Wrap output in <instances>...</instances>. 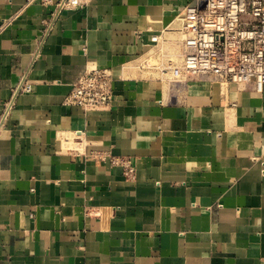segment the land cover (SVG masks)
Instances as JSON below:
<instances>
[{
	"label": "crops",
	"instance_id": "obj_1",
	"mask_svg": "<svg viewBox=\"0 0 264 264\" xmlns=\"http://www.w3.org/2000/svg\"><path fill=\"white\" fill-rule=\"evenodd\" d=\"M59 1L0 0V264H264V86L139 67L192 0ZM93 66L112 107L65 105Z\"/></svg>",
	"mask_w": 264,
	"mask_h": 264
},
{
	"label": "built area",
	"instance_id": "obj_2",
	"mask_svg": "<svg viewBox=\"0 0 264 264\" xmlns=\"http://www.w3.org/2000/svg\"><path fill=\"white\" fill-rule=\"evenodd\" d=\"M90 1L60 0L53 18ZM141 31L139 28L136 34L139 38ZM166 31L181 36L180 53L175 64L162 62L155 67L162 72L169 71L173 80L209 79L220 86L251 85L257 91L262 90L264 0H192ZM162 41V36L153 34L148 48L151 50ZM114 80L109 68H86L73 82L63 103L91 112L109 110L114 102ZM29 91L30 86L22 80L5 106V116L14 100ZM118 162L119 159H112V163ZM121 167L127 179L135 177V169L129 161H124Z\"/></svg>",
	"mask_w": 264,
	"mask_h": 264
},
{
	"label": "rangeland",
	"instance_id": "obj_3",
	"mask_svg": "<svg viewBox=\"0 0 264 264\" xmlns=\"http://www.w3.org/2000/svg\"><path fill=\"white\" fill-rule=\"evenodd\" d=\"M174 42H176V41H172L171 43H170V45H169V49H171V50H174V49H172V43H174ZM180 53V52H179ZM175 54H172L171 52L170 53H167L165 56H170V57H173ZM178 56H179V54H177ZM159 56H160V49H158V48H154L151 52H150V54L148 53L147 55H145L141 60H140V63H139V67L140 68H143L144 70H147V71H150V70H152V72H154L153 71V67H155L157 64H159V63H162V62H159L158 63V61H159ZM172 58H170L168 61H165L166 62V64H171V62L173 61V60H171ZM142 64V65H141ZM160 66V65H159ZM154 69H157V70H159V68H157V67H155ZM159 71H161V70H159ZM162 72V71H161Z\"/></svg>",
	"mask_w": 264,
	"mask_h": 264
},
{
	"label": "bare ground",
	"instance_id": "obj_4",
	"mask_svg": "<svg viewBox=\"0 0 264 264\" xmlns=\"http://www.w3.org/2000/svg\"><path fill=\"white\" fill-rule=\"evenodd\" d=\"M179 39H181V36L178 37L177 39H174V41H176V42L178 43V42H179V41H178ZM178 44H179V43H178ZM179 45H180V44H179ZM153 49H154V48H153ZM153 49H152V50H153ZM141 65H142V64H141Z\"/></svg>",
	"mask_w": 264,
	"mask_h": 264
}]
</instances>
